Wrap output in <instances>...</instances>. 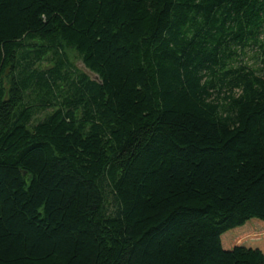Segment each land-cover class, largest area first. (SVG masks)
Here are the masks:
<instances>
[{
	"label": "trees",
	"instance_id": "obj_1",
	"mask_svg": "<svg viewBox=\"0 0 264 264\" xmlns=\"http://www.w3.org/2000/svg\"><path fill=\"white\" fill-rule=\"evenodd\" d=\"M0 264H264V0H0Z\"/></svg>",
	"mask_w": 264,
	"mask_h": 264
},
{
	"label": "rangeland",
	"instance_id": "obj_2",
	"mask_svg": "<svg viewBox=\"0 0 264 264\" xmlns=\"http://www.w3.org/2000/svg\"><path fill=\"white\" fill-rule=\"evenodd\" d=\"M77 67L82 70L83 72H86L92 79H96V77L94 75H92L91 73H89L86 68L83 66L82 63L77 62Z\"/></svg>",
	"mask_w": 264,
	"mask_h": 264
}]
</instances>
